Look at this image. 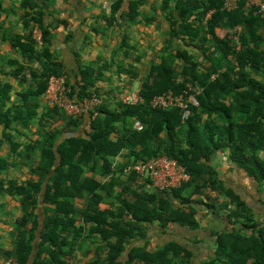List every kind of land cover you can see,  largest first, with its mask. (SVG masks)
<instances>
[{"label": "trees", "instance_id": "obj_1", "mask_svg": "<svg viewBox=\"0 0 264 264\" xmlns=\"http://www.w3.org/2000/svg\"><path fill=\"white\" fill-rule=\"evenodd\" d=\"M48 2L21 0L23 31L10 41L22 61L8 59L14 67L9 71L0 67V76L9 75L22 86L15 91L12 82L0 78V147L7 143L32 173L23 181L4 179L2 174L17 162L0 157V194L11 195L23 209L15 221L14 247L4 259L81 264V251L84 257L92 255L90 264H190L194 252L189 245L150 246L148 231L173 223L198 230V206L204 205L215 213L217 206L225 210L228 225L213 231L214 256L202 264H264V223L211 163L217 151L227 150L237 166L264 185V18L257 9L245 1L227 10L224 0H162L167 35L159 61L140 75L133 64L83 62L78 53L76 70H69L53 50V30L67 22L53 15ZM148 2L115 0L109 14L95 16L92 31L99 34L103 22L107 28L122 27L127 20L155 23L156 16L145 9ZM3 10L0 0V15ZM222 30H236L239 46ZM130 39L122 35L119 49L125 57L133 49ZM113 66L129 76L130 85L140 80L143 102L112 106L103 97L99 82ZM52 76L66 77L67 93L78 103L94 96L103 102L81 116L58 105L41 109ZM185 90L198 102L190 104L188 116L179 107L150 105L157 94ZM87 118L90 130L76 134ZM135 121L144 125L142 130L134 128ZM32 124L37 137L18 140L24 132L15 125ZM161 155L177 159L190 180L159 190L128 168ZM119 156L115 168L111 157Z\"/></svg>", "mask_w": 264, "mask_h": 264}, {"label": "crops", "instance_id": "obj_2", "mask_svg": "<svg viewBox=\"0 0 264 264\" xmlns=\"http://www.w3.org/2000/svg\"><path fill=\"white\" fill-rule=\"evenodd\" d=\"M114 1L115 0H50V2H48L50 9L54 12L53 15L67 22V24H61L53 30V50H55L59 58L64 61L69 70H76L77 68L79 61L77 53L80 54L83 62H94L98 60L100 64H103L104 62H109L114 59L116 62L125 66L133 64L138 70L135 62L138 63L141 61L142 54L134 56V51L138 49V46L133 43L132 36L125 31L128 25L134 23V21L127 20L123 23L122 27L112 26L110 28H107L104 24L105 22H103L99 34L92 31V27L96 21L95 16L103 13L109 14ZM161 1L162 0H149L148 5L145 7L150 14L156 16L157 20L155 23L147 24L145 21H139L157 30L164 29L163 33L167 35L168 22L165 20L163 11L160 9ZM1 3L4 10L0 15V67L9 71L14 67L9 63L8 59H19L22 61L20 53L13 48L10 41V37L14 33L23 31V23L20 16L22 11L20 7L21 0H1ZM153 7H155V9ZM48 19L52 22L54 17L50 16ZM227 32H231L232 35H234L232 40L239 46V37L237 36L236 30H229ZM119 33L122 34L120 43L117 45L118 41L114 38L115 35ZM124 33L130 35V43L133 45L129 57H125L124 52L119 49ZM69 34H72L73 38L71 40H66V36ZM165 38L166 36L163 38L158 48V60L154 62L159 61L160 51L163 47ZM117 55L119 56L118 58L116 57ZM138 57H140V60H136ZM115 75L117 76L116 79L120 80L123 77H127V81L129 82V76L119 75L116 66H113L111 71H106L103 80L99 82L101 93L108 99L112 106H116L120 102L121 89L132 86V84L130 85L128 82H125V78L124 85H121V82L119 80L117 82L115 79ZM0 78L3 81L12 82L15 91L22 87L17 80L9 75H1ZM138 87H140V80L137 85V88ZM41 104V109L47 105L44 96L41 97ZM15 128H20L24 132V135L17 138L20 141H28V138L37 137L35 134L37 128L36 124H32L27 128L15 125ZM2 131L3 127L0 126V136ZM1 149H3V151H1ZM262 155L264 156V154ZM0 157L17 162V165L10 168L8 173L2 174L4 179L16 178L23 181L31 177V169L21 163L20 157L15 158V156L11 154L7 143H4L2 147H0ZM115 158H117L119 164L122 156ZM211 163L219 172L220 177L247 201L257 214L258 219L264 223V185L260 186L259 183L249 177L242 168L237 166L230 159L227 150L217 151V153L212 156ZM0 207V264H2L4 252L14 247L16 238L14 232L15 221L17 217L23 214V209L21 203L6 192L0 194ZM198 207V218L201 221L200 229L190 230L176 223L171 224L166 230L154 226L148 231V238L151 244L155 246L169 241H176L189 245L194 252L190 264H202L211 259L215 252V237L213 231L227 227L228 223L225 219L227 212L220 209L219 206H217L218 213H215V211L204 205H199ZM77 256L84 259L81 264L84 263L85 259L90 258V261L92 257V255L84 257L81 251H77Z\"/></svg>", "mask_w": 264, "mask_h": 264}, {"label": "built area", "instance_id": "obj_3", "mask_svg": "<svg viewBox=\"0 0 264 264\" xmlns=\"http://www.w3.org/2000/svg\"><path fill=\"white\" fill-rule=\"evenodd\" d=\"M241 1H245L248 7H255L258 13L264 18V0H224L223 7L227 10H231L237 7ZM35 37L39 44H41V33L39 29L35 30ZM215 76L216 75H213V77ZM121 85H124V77L122 78ZM189 88L196 90L190 85ZM44 96L48 99L50 104L62 107L68 114L73 116L88 115L89 111L95 110L96 107L103 102L101 96L87 98L83 103H78L73 100L67 93L65 76H52L48 90ZM120 101L125 105H136L143 102L144 99L140 94V87L133 90L123 88L120 94ZM191 103L197 104L198 102L195 95L188 90L181 93L169 91L165 94H157L150 100V105L154 108H166L169 106L179 107L183 110L185 116L190 114L189 106ZM96 114L97 112H95V115ZM88 127L90 128L89 120ZM143 127L144 125L140 121H135L134 128L142 130ZM128 168L148 178L151 181V185L159 190L178 188L190 180V174L187 172L186 168L181 165L177 159L166 155L139 160ZM210 193L214 196L217 195L216 191L213 190H210ZM2 264L21 263L14 257H8L3 260Z\"/></svg>", "mask_w": 264, "mask_h": 264}, {"label": "rangeland", "instance_id": "obj_4", "mask_svg": "<svg viewBox=\"0 0 264 264\" xmlns=\"http://www.w3.org/2000/svg\"><path fill=\"white\" fill-rule=\"evenodd\" d=\"M158 5V4H157ZM141 21H139L138 19L134 21V23L129 24L128 27L125 29V31L127 33H129L132 36V41L135 45L138 46V49L136 51H134V56L138 55V54H142V59L140 62H135L136 66L138 68V72L140 73V75H144V73L147 71V69L149 68L150 64L156 60H158V54H159V46L162 43L163 38L166 36L163 33V30H157L156 28L149 26V25H145L144 23H140ZM143 28V29H142ZM121 34L119 33L117 35H115V38L118 42L117 45L120 43V39H121ZM221 35H229L231 36V38L234 37V35H232V33H229L225 30L220 31ZM116 46V45H114ZM180 46V45H177ZM183 47V46H181ZM117 58L119 57L118 55L116 56ZM32 63L35 64V66L38 65V63L35 60H32ZM116 79V75L114 76ZM125 78V82L127 83V77ZM117 82L118 80L121 82L122 79H116ZM115 80V81H116ZM138 81V82H137ZM139 84V79H137L136 81H134V83L132 84V86H130L129 88L126 89H135L137 88V85ZM120 93H122V89L120 91ZM45 97V96H44ZM105 98V96H103ZM45 100L47 102V105L53 106L52 104H50V102L48 101V99L45 97ZM59 123V122H58ZM89 130L88 127V118L85 119V121L78 126L77 130H76V134L80 135V134H84ZM1 151H3V149H1ZM112 162L114 164V167L116 168L118 166V160L115 157H112ZM150 246H153V244H151ZM89 259H85L83 264H90L89 263Z\"/></svg>", "mask_w": 264, "mask_h": 264}]
</instances>
